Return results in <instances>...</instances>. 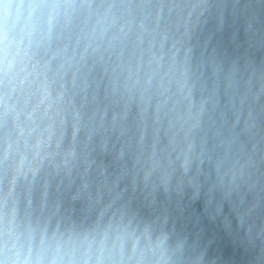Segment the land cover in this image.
I'll return each instance as SVG.
<instances>
[{
  "label": "clouds",
  "instance_id": "9594fccd",
  "mask_svg": "<svg viewBox=\"0 0 264 264\" xmlns=\"http://www.w3.org/2000/svg\"><path fill=\"white\" fill-rule=\"evenodd\" d=\"M0 264H264V0H0Z\"/></svg>",
  "mask_w": 264,
  "mask_h": 264
}]
</instances>
